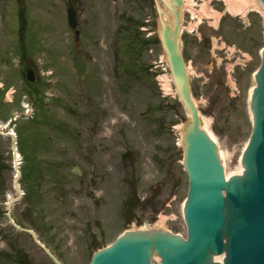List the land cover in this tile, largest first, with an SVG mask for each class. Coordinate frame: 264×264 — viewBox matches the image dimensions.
Segmentation results:
<instances>
[{
    "label": "rangeland",
    "instance_id": "obj_1",
    "mask_svg": "<svg viewBox=\"0 0 264 264\" xmlns=\"http://www.w3.org/2000/svg\"><path fill=\"white\" fill-rule=\"evenodd\" d=\"M190 1L200 4L199 17L203 6L207 16L220 14L203 15L198 30L184 31L182 49L194 101L230 176L241 172L251 132L249 91L264 45V13L234 15L224 0ZM33 2L40 6H30L25 31L39 41L29 49L40 60L39 95L28 92L15 48L0 38V264H55L31 234L10 224L7 203L18 196L15 163L24 172V196L12 215L35 229L64 264H90L97 248L126 229L162 226L184 235L188 178L180 135L190 118L175 85L165 91L162 84L167 70L154 1L73 0L79 40L63 0ZM15 4L0 0V9L16 11ZM223 13L228 20L216 30ZM11 15L9 25L0 19V36L6 28L9 40ZM186 19L197 26V17ZM76 55L89 64L83 80L70 67ZM63 125L70 130L64 133ZM10 133L17 135L18 161Z\"/></svg>",
    "mask_w": 264,
    "mask_h": 264
},
{
    "label": "water",
    "instance_id": "obj_2",
    "mask_svg": "<svg viewBox=\"0 0 264 264\" xmlns=\"http://www.w3.org/2000/svg\"><path fill=\"white\" fill-rule=\"evenodd\" d=\"M162 1L165 12L156 0L161 41L179 96L191 115L182 135L183 165L189 178L184 208L187 235L162 228L128 230L112 245L96 252L91 264H156V257L158 264H264V52L251 100L254 124L242 157L244 170L227 179L218 146L201 126L198 108L192 99L180 47L183 0ZM258 2L264 9V0ZM164 13H171L172 20L165 21ZM68 21L76 27L74 9L68 11ZM71 66L84 78L88 66L83 59L74 58ZM34 78L29 75V79ZM73 172L81 173L78 167ZM16 187L20 191L17 182ZM16 226L32 233L57 264H62L32 230ZM219 256L222 260H216Z\"/></svg>",
    "mask_w": 264,
    "mask_h": 264
},
{
    "label": "flooded vegetation",
    "instance_id": "obj_3",
    "mask_svg": "<svg viewBox=\"0 0 264 264\" xmlns=\"http://www.w3.org/2000/svg\"><path fill=\"white\" fill-rule=\"evenodd\" d=\"M71 2V1H70ZM17 3L19 5L18 13H17V30H16V41L15 43L18 44V47L20 49V60H23L27 57V52L25 51V29L29 26L31 19L29 18L30 14V6L31 8L34 7V3L32 0H17ZM228 20L227 18H223L221 21L218 30L221 28H224L225 21ZM236 26H238V23H236ZM252 59V56H250V59L247 60L245 63V66L247 67L250 60ZM26 62V60H25ZM243 68V72L246 70V68ZM241 71L240 78H243L245 73ZM238 79L240 80L239 76L237 75Z\"/></svg>",
    "mask_w": 264,
    "mask_h": 264
},
{
    "label": "bare ground",
    "instance_id": "obj_4",
    "mask_svg": "<svg viewBox=\"0 0 264 264\" xmlns=\"http://www.w3.org/2000/svg\"><path fill=\"white\" fill-rule=\"evenodd\" d=\"M187 1H190V0H187ZM225 1H226V5H227V11L230 12L231 14H234V15H238V14L246 15L249 10H253V9L262 11L257 0H225ZM189 4H190V2H189ZM204 10H205V12H208L207 7H204ZM262 13H263V11H262ZM209 15H213V16L216 15L218 17L220 14L217 12H214L213 14L209 13ZM164 17H165V19L172 20V16L169 14L164 15ZM165 82H166L165 88L170 87L169 78L165 77ZM252 87L250 89V92L252 91ZM202 121H203V123H202L203 128L208 131L209 121L207 119H203ZM182 130H183V128H181V131ZM220 156H222L221 151H220ZM242 171H243V168L241 169L240 173H242ZM234 174H239V173H234ZM221 259H222L221 256L216 257V260H221Z\"/></svg>",
    "mask_w": 264,
    "mask_h": 264
},
{
    "label": "trees",
    "instance_id": "obj_5",
    "mask_svg": "<svg viewBox=\"0 0 264 264\" xmlns=\"http://www.w3.org/2000/svg\"><path fill=\"white\" fill-rule=\"evenodd\" d=\"M4 167V166H3Z\"/></svg>",
    "mask_w": 264,
    "mask_h": 264
}]
</instances>
